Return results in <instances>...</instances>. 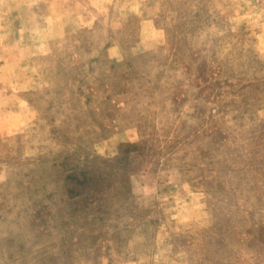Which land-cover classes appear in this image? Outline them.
Listing matches in <instances>:
<instances>
[{"label": "clouds", "instance_id": "9594fccd", "mask_svg": "<svg viewBox=\"0 0 264 264\" xmlns=\"http://www.w3.org/2000/svg\"><path fill=\"white\" fill-rule=\"evenodd\" d=\"M0 264H264V0H0Z\"/></svg>", "mask_w": 264, "mask_h": 264}]
</instances>
